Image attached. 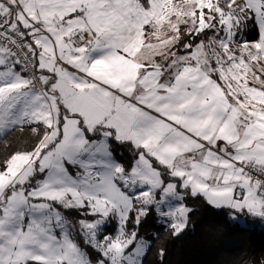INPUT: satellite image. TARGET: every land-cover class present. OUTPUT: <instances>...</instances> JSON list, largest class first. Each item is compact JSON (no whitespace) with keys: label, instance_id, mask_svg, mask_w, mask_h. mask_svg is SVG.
Listing matches in <instances>:
<instances>
[{"label":"snow or ice","instance_id":"6c2138e0","mask_svg":"<svg viewBox=\"0 0 264 264\" xmlns=\"http://www.w3.org/2000/svg\"><path fill=\"white\" fill-rule=\"evenodd\" d=\"M24 128L0 264H144L189 197L264 220V0H0V138Z\"/></svg>","mask_w":264,"mask_h":264},{"label":"trees","instance_id":"16d2710c","mask_svg":"<svg viewBox=\"0 0 264 264\" xmlns=\"http://www.w3.org/2000/svg\"><path fill=\"white\" fill-rule=\"evenodd\" d=\"M33 142L28 128L11 132L0 138V159ZM119 152L118 158L127 160V152ZM187 203L194 211L188 228L178 236H173L154 214L144 219L140 234L151 241L144 264H259L264 257V228L258 226L259 218L248 217L249 225L245 226L234 222L228 210L215 209L202 197H189ZM160 249L165 253L163 261L158 255Z\"/></svg>","mask_w":264,"mask_h":264},{"label":"crops","instance_id":"0c3cea01","mask_svg":"<svg viewBox=\"0 0 264 264\" xmlns=\"http://www.w3.org/2000/svg\"><path fill=\"white\" fill-rule=\"evenodd\" d=\"M248 217H252V216H249V215H241V216L239 217V219H237V220L248 223V220H247ZM233 221H234V222H237V223H239V224H241V225H243V223H241V222H239V221H236V220H233ZM259 222H260V223L262 222L263 226H262L261 228H264V220L259 219ZM163 223L165 224V222H163Z\"/></svg>","mask_w":264,"mask_h":264},{"label":"rangeland","instance_id":"374dc122","mask_svg":"<svg viewBox=\"0 0 264 264\" xmlns=\"http://www.w3.org/2000/svg\"><path fill=\"white\" fill-rule=\"evenodd\" d=\"M236 221H239V220H236ZM159 222L163 223L164 221H163L162 219L159 218ZM239 222L243 223V225H245V226H246V225H249L248 223L243 222V221H239ZM258 226H259V227H262V226H263L262 222H261V223L259 222V223H258ZM186 229H187V228H186ZM186 229H185V230H186Z\"/></svg>","mask_w":264,"mask_h":264}]
</instances>
